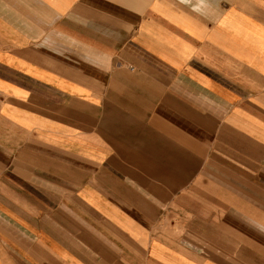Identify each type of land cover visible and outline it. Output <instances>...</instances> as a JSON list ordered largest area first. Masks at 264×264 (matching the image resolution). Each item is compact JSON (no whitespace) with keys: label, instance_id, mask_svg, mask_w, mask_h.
Instances as JSON below:
<instances>
[{"label":"crops","instance_id":"1","mask_svg":"<svg viewBox=\"0 0 264 264\" xmlns=\"http://www.w3.org/2000/svg\"><path fill=\"white\" fill-rule=\"evenodd\" d=\"M0 264H264V0H0Z\"/></svg>","mask_w":264,"mask_h":264}]
</instances>
